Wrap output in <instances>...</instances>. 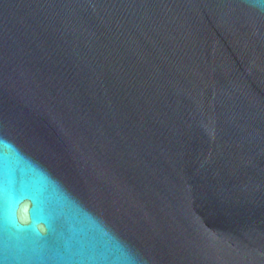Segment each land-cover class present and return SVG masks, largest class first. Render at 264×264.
Listing matches in <instances>:
<instances>
[{
	"label": "water",
	"instance_id": "1",
	"mask_svg": "<svg viewBox=\"0 0 264 264\" xmlns=\"http://www.w3.org/2000/svg\"><path fill=\"white\" fill-rule=\"evenodd\" d=\"M0 264H264V0H0Z\"/></svg>",
	"mask_w": 264,
	"mask_h": 264
}]
</instances>
